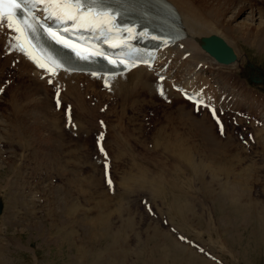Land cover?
<instances>
[{
    "label": "rangeland",
    "instance_id": "1",
    "mask_svg": "<svg viewBox=\"0 0 264 264\" xmlns=\"http://www.w3.org/2000/svg\"><path fill=\"white\" fill-rule=\"evenodd\" d=\"M225 1L231 8H220L214 21L239 63L214 67L212 85L219 92L228 82L223 92L239 94V110L256 118L264 100L255 92L264 96V85L247 84L248 65L264 72L257 48L264 46V0ZM185 61L181 68L190 70ZM7 69L0 58V264H264L263 133L250 140L247 124L222 116L223 134L210 120L203 124L218 144L211 147L190 124L199 114L167 105L156 92L112 101L83 93L82 119L72 106L58 107L49 90L52 106L41 109L36 81L9 77ZM229 128L238 132L235 144L221 143ZM103 217L107 225L97 228Z\"/></svg>",
    "mask_w": 264,
    "mask_h": 264
},
{
    "label": "bare ground",
    "instance_id": "2",
    "mask_svg": "<svg viewBox=\"0 0 264 264\" xmlns=\"http://www.w3.org/2000/svg\"><path fill=\"white\" fill-rule=\"evenodd\" d=\"M164 1L168 2L170 4V6L174 9V12L176 15L175 17H177V20L174 19L173 21L180 24L181 29L185 32V38H183L182 42H179L175 46H172L171 48L168 49V51L166 52L167 59L163 63V65L167 62V60L172 59L173 61L171 63L170 69L175 68L173 70V74H174V78H176L177 81H178V79L183 80L184 78H188V79H190L189 80L190 83L198 84V83L203 82V85L205 87V89H203V90L205 92H207L208 88L211 91L213 89L216 91V88L213 87V85H210V84H212L211 81L214 80V78L212 76L210 78V75H213L214 77H216L214 74L216 72L213 73L212 69L214 67H218V66H219V68L220 67L223 68V66L218 65L217 63L214 62L213 59H210L208 57V55H206V53H204V51L202 52L198 43H199V39L201 37H204V36L210 37L212 35L216 38L221 39L224 42V44H227L231 49H233L230 46V44H228L226 42V39H228V35L227 34L224 35L223 33L219 32L218 26H217L216 22L214 21V18L217 17L218 15H220L217 11L220 8H224V7L231 8V7H229V5L231 4L232 1L221 0V2H224V1L225 2L224 3L219 2L216 6L213 5L212 3H209L207 0H164ZM132 8L135 11L139 10V9H135L134 7H132ZM244 10H245V8H242L241 11H239V12L243 13ZM252 16L253 15L250 13L249 19L252 18ZM225 30L231 32V30H229L227 27L225 28ZM242 34H244V33H242ZM16 35H17V33L9 30L6 26L0 27V58L5 60L6 65H8V67H9V69L6 70L7 72L5 74L6 75L10 74L9 77H12V76L18 74L19 77H21L23 79L27 78V79H31L33 81H36V83L39 86L38 92H37V93H39V96H38L39 105H37V106L42 107L41 109L46 107V106L44 107V103H46L48 105L47 108L49 106L50 107L52 106V104L50 103L51 95L49 93L52 90V87L50 88L46 85L50 79L52 80L51 84L54 86L52 91H54L55 94L59 93V95L57 96V99L62 102L65 109H66V107L68 108V106H72V110H76L75 116L77 117L78 115H81L82 119L86 115V113H88L86 110L87 108L85 106V105H87L88 100L86 101L85 99H83V96L85 93H88L90 95H94V96H96V98H97V96H99L102 98V100L109 101L111 99V101H112L113 99H120V98L125 97V95H127L129 93V91L132 92V90L136 89V88H138L140 90L142 89L145 92H147V91L152 92V91H150V88H152V85H151V82L148 78V77H151L152 75L150 73H148L146 71V69L142 66L140 68H136V69L127 71L126 73L115 74L112 76H107V75H103V74L93 75L92 73H84V72L83 73H75V72H67V71L51 72L49 70L41 69L28 56L22 54L20 51L15 50L12 47V45L16 43V40L14 39V37ZM245 40H246V43H248L251 46H253L256 43V42L251 41L249 39V37H247V35H246ZM262 41L264 43V38L262 39ZM179 45H183V48L181 49ZM256 46H257V43H256ZM257 48L264 53V46H259ZM233 52L236 55L234 49H233ZM236 58H237V56H236ZM184 60H186L185 62L190 63V66H191L190 70L191 71L189 70V68H187V69L181 68V64L183 63ZM175 63H176V65H174ZM199 63H201V66L198 70V74L195 73V74H197V77H196L197 79L191 78L190 73L193 72L195 68H197V65ZM238 63L239 62H238V58H237V61L235 63H233L232 65H229L227 67L234 69V67ZM205 64H206V66H205ZM205 68H207V69L209 68L208 73H210L209 80H208V78H206L207 82H205L204 80L200 81V79H198V76L205 74V71H203V69H205ZM3 72H5V71H3ZM256 74H257V72H256ZM2 77L3 76L1 74L0 79H2ZM105 81H107L108 86L105 85ZM222 83L226 84L227 82L226 83L221 82V84ZM205 84L207 85V87L205 86ZM189 88H192V87H189ZM219 92H220V90H219ZM49 98H50V101H49ZM54 98H55V95H54ZM181 109L184 111V108H181ZM181 109L179 108V111H177V112L184 114V116L182 115V117H185L186 113H184ZM54 113H56V112H54ZM122 113H124V112H122ZM51 116L55 117V116H57V114L56 115L51 114ZM53 117L51 118L52 122L50 124L56 125L53 121ZM182 119H184V118H182ZM185 121L187 123H190L187 120H185ZM192 123H193V121L190 123L191 126L194 127L196 131L199 132V134H198L199 137H201L205 143H209V144L213 143V145L211 147H213L214 145H216V147H218V144H216L212 134L210 133L209 128H207L206 126L203 125V124H205V120L199 119V120L195 121L193 124ZM188 126H190V125L188 124ZM98 142H100V141H98ZM258 144H260L264 148L263 143H261L259 141ZM220 145L222 146V144H220ZM228 145L229 144H227L225 146H228ZM216 147L211 148L210 150L212 152H214ZM185 152H186V150H185ZM182 156L187 157V158L184 157L186 159L184 161L187 162L188 166L190 167V165H192V162L190 160V156L189 155H182ZM154 189L156 190L157 195L161 194V192L163 190L160 187H154ZM174 210L176 211V208ZM72 211H73V209H72ZM177 211H179V210H177ZM100 212H101V210H100ZM181 213H182V209H181ZM11 214H12V212H11ZM8 217H9V215H8ZM103 219L104 220L95 223V226L97 227V224H99V223H100V227L102 225L103 226L107 225L108 222H107V220H105V217H103ZM83 223H84V220H83ZM91 223H92V221H91ZM97 228H95V229H97ZM84 229H86V227ZM89 229L90 228H88V231H90ZM102 230H104V229H102ZM94 232H96V231H94ZM90 236H91V234H90ZM98 236H99V234H98ZM78 251H80V250H78ZM121 257H123V256H121Z\"/></svg>",
    "mask_w": 264,
    "mask_h": 264
},
{
    "label": "snow or ice",
    "instance_id": "3",
    "mask_svg": "<svg viewBox=\"0 0 264 264\" xmlns=\"http://www.w3.org/2000/svg\"><path fill=\"white\" fill-rule=\"evenodd\" d=\"M113 3L119 4L121 7L113 8L110 6ZM128 3L129 0H0V27L6 26L9 30L17 33L14 37L16 43L12 47L30 59H33L35 62V58L27 51L26 44H31V37H38L41 30L48 39L60 44L61 47L74 50L76 44L73 42L74 38L68 35L70 30H98L101 33L110 31L109 25L112 27L118 26L115 22L118 17L123 15ZM6 5L8 6L7 8L5 7ZM37 10L43 11L48 20H54L58 24H66L70 21L73 26L72 29L53 28L45 23H41L36 16ZM28 17L31 18V23L28 22ZM21 35L25 37L24 41H21ZM153 38L159 39V37ZM75 54L81 60L90 59V57L82 56L78 52ZM104 58L107 59V56ZM109 62L113 63L112 61ZM37 66L44 67V65L39 63ZM57 66L62 67L63 65L58 63ZM114 66L119 67V65ZM50 71L55 70L50 69ZM160 79L163 80L164 77L161 76ZM49 83H52L51 79ZM105 85L108 86L107 81H105ZM177 90L182 91L181 89ZM159 91L160 95L164 96L162 85L159 87ZM183 94L186 99L190 100L197 107V110L201 107L207 108L212 114L213 119L220 126L221 134H223V125L217 116L216 109L210 103H205L200 93H194L192 95H188L187 93ZM57 106L59 107V100H57ZM101 124L103 125V122ZM98 139L102 140L103 136L101 135ZM100 151L104 152L102 146L100 147ZM108 183L111 185V180H108Z\"/></svg>",
    "mask_w": 264,
    "mask_h": 264
},
{
    "label": "water",
    "instance_id": "4",
    "mask_svg": "<svg viewBox=\"0 0 264 264\" xmlns=\"http://www.w3.org/2000/svg\"><path fill=\"white\" fill-rule=\"evenodd\" d=\"M201 45L203 50L206 51L210 57L212 56L223 65L230 64L236 59L232 49L227 44H224V42L219 38L214 36H211L210 38H203L201 40Z\"/></svg>",
    "mask_w": 264,
    "mask_h": 264
}]
</instances>
